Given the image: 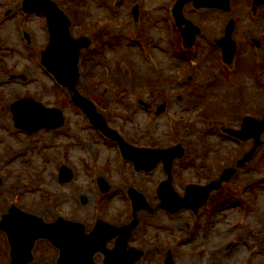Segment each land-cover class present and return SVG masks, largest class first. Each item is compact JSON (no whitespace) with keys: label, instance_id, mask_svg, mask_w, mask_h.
<instances>
[{"label":"rangeland","instance_id":"obj_1","mask_svg":"<svg viewBox=\"0 0 264 264\" xmlns=\"http://www.w3.org/2000/svg\"><path fill=\"white\" fill-rule=\"evenodd\" d=\"M55 1L70 16L72 34L93 41L82 51L78 90L96 101L110 125L132 144L185 146L186 155L174 162L172 174L180 194L188 184L218 179L252 150L254 137L241 142L220 131L240 129L245 116L264 118V64L256 63L250 45L253 37L264 43L263 7L260 21L254 22L258 17L247 11L248 0H233L234 11L228 12L195 10L188 4L186 17L203 32L190 50L194 57L186 58L178 55L180 35L168 13L176 0ZM22 4L0 0V220L13 204L46 223L60 217L80 222L87 233L99 219L123 226L135 217L130 246L144 252L136 264H163L169 252L175 264H264V135L251 161L213 193L199 214L155 209L160 202L157 188L168 178L163 163L152 172H137L115 143L96 132L72 103L68 89L41 63L50 39L45 17L24 13ZM136 6L139 17L133 19ZM232 20L240 59L229 68L207 52L209 36H225ZM24 98L59 108L64 125L35 133L17 129L11 106ZM141 100L153 109L144 108ZM164 105L165 111L157 115ZM200 105L210 111L203 113ZM63 165L73 171L71 182L59 180ZM97 178L109 182L108 193L101 192ZM130 187L144 194L150 209L133 215ZM108 247L114 248L115 240ZM10 254L0 230V264H10ZM34 256L30 264H58L60 250L41 239ZM95 261L108 264L104 253Z\"/></svg>","mask_w":264,"mask_h":264},{"label":"water","instance_id":"obj_2","mask_svg":"<svg viewBox=\"0 0 264 264\" xmlns=\"http://www.w3.org/2000/svg\"><path fill=\"white\" fill-rule=\"evenodd\" d=\"M188 1L192 0H180L175 8L176 18L180 26L183 21L188 23L183 18V8ZM193 1H195L197 7H226V9H229L230 2V0ZM25 9L26 11H41L47 15L51 26L52 42L48 50L43 53V64L55 74L61 84L70 89L73 93V102L88 113L92 123L107 135L120 141L125 156L135 161L137 169L151 171L160 161H164L170 179L159 188L158 194L161 198L159 207L175 213L188 207L197 210L201 205H204L211 192L221 187V181L206 187L190 186L185 198H181L172 186L171 174L173 162L176 158L184 155V148L179 145L169 150H154L152 153L148 151V154H146V152L139 151L125 143L117 132L108 127L104 116L97 112L95 104L77 90V83L80 78V53L84 47L91 45V40L85 37L74 39L70 32V20L51 0H31L26 3ZM191 26V23H188L189 28L186 32L183 31L187 46L193 44L196 34ZM233 27L234 23L230 24L227 37L221 41L225 50V59L228 62H232L237 47L231 37ZM12 109L14 110L16 126L30 132H35L41 128L56 129L65 122L61 110L46 108L43 104L30 99L17 102L12 106ZM164 110L165 105L159 109L158 114ZM226 131L244 140L255 137L256 146L240 162L242 166L251 160L255 150L261 145L260 139L264 133V121L247 118L243 131ZM235 171V169L226 170L222 176V181L229 180ZM60 179L63 182H70L73 179V172L67 167H63ZM102 188L107 191L109 186L102 183ZM131 196L134 200L135 211L149 207L145 197L135 189L131 190ZM137 223L138 221H135L131 227L118 228L100 221L96 230L92 234L86 235L85 228L81 224L63 219H59L54 224H45L37 216L27 214L13 206L10 214L4 216L0 228L7 232L13 247V264H28L32 261L34 244L40 238H47L54 245L61 248L59 264H95L94 256L99 251L106 253L107 261L110 264H134L141 258L142 252L135 249L129 251L128 240ZM117 235L120 236L117 247L112 251L108 250L106 248L107 241ZM168 264H173L171 259H169Z\"/></svg>","mask_w":264,"mask_h":264},{"label":"flooded vegetation","instance_id":"obj_3","mask_svg":"<svg viewBox=\"0 0 264 264\" xmlns=\"http://www.w3.org/2000/svg\"><path fill=\"white\" fill-rule=\"evenodd\" d=\"M248 7L249 6H247V8ZM260 7H263V13H264V1H262V4L261 5H258V6H256L254 8V17H256V18L258 17V19L254 20V22L260 21V19H259L260 16H261V14H259ZM232 11H234V8L232 9ZM260 35H262L260 37H263L264 38V30L262 31V33ZM209 37L211 38V40H209V44L208 45L210 46L211 51H208L207 54L208 55H214V56L216 55V56H219V54H220V48L218 47V44H217L218 39H214L212 36H209ZM204 38H206V40H207V37L206 36ZM197 43H198V40H196V44ZM252 44H255V45L257 44V46L261 50V52L264 53L263 52V49H264V43L263 42H261L259 39L256 40V38L253 37V39H251V44L250 45H252ZM212 52H214V53L216 52V53L215 54H212ZM263 59H264V56H263ZM263 64H264V62H263Z\"/></svg>","mask_w":264,"mask_h":264}]
</instances>
